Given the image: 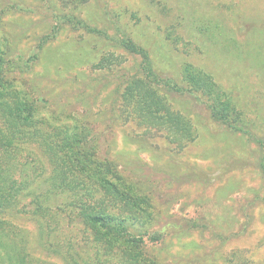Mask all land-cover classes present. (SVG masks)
Masks as SVG:
<instances>
[{"label":"rangeland","instance_id":"obj_1","mask_svg":"<svg viewBox=\"0 0 264 264\" xmlns=\"http://www.w3.org/2000/svg\"><path fill=\"white\" fill-rule=\"evenodd\" d=\"M56 14L84 25L62 24L54 36ZM128 39L179 83L188 64L210 74L264 137V0H0L4 80L51 130L78 128L95 157L111 161L122 182L148 199L151 217L127 231L144 244L119 243L150 264H264L260 149L214 122L192 95L169 97L192 119V139L141 117L123 97L142 63L125 49ZM27 146L46 164L44 178L51 175L48 156ZM67 215L60 212L48 239L31 215L5 218L31 259L69 264L59 248L73 246L80 263L82 227L67 242ZM0 264H13V254L1 251Z\"/></svg>","mask_w":264,"mask_h":264},{"label":"trees","instance_id":"obj_2","mask_svg":"<svg viewBox=\"0 0 264 264\" xmlns=\"http://www.w3.org/2000/svg\"><path fill=\"white\" fill-rule=\"evenodd\" d=\"M55 21L54 36L62 24L84 25L76 16L69 15L56 14ZM123 43L126 50L142 58L140 76L128 84L123 95L141 117L192 139L195 136L192 119L176 109L169 97L195 96L209 110L214 122L233 133L246 135L257 145L258 165L264 174V137L251 130L250 121L231 95L210 74L188 64L179 83L166 76L149 52L133 40ZM6 62L0 49V253L13 254V264H48L30 258L26 241L5 215L16 212L33 216L41 238L48 239L57 230L55 221L60 212L66 211V231L72 232L66 237L67 242L82 227L80 238L84 243L79 245L84 246L85 253L79 263L73 246L59 248L69 264H115L111 257L116 258L117 264H150L137 250L119 243L125 239L124 243L129 241L133 246L144 244L140 237L130 238L127 231L129 223L145 224L143 217H151L145 209L148 199L122 182L111 161L95 157L88 139L78 128L72 133L68 126L51 130L48 124L36 119L29 97L4 80ZM29 144L38 145L48 156L51 175L44 178L46 164L29 151Z\"/></svg>","mask_w":264,"mask_h":264}]
</instances>
